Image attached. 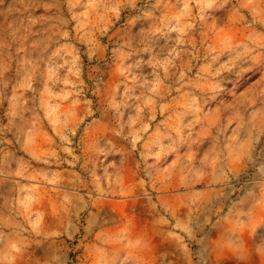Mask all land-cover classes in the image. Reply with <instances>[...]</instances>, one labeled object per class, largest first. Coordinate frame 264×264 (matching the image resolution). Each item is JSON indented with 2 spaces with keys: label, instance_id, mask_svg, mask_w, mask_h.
I'll return each mask as SVG.
<instances>
[{
  "label": "rangeland",
  "instance_id": "374dc122",
  "mask_svg": "<svg viewBox=\"0 0 264 264\" xmlns=\"http://www.w3.org/2000/svg\"><path fill=\"white\" fill-rule=\"evenodd\" d=\"M0 264H264V0H0Z\"/></svg>",
  "mask_w": 264,
  "mask_h": 264
}]
</instances>
